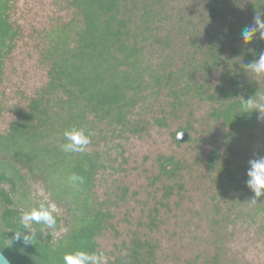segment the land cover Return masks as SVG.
<instances>
[{
	"label": "trees",
	"instance_id": "obj_1",
	"mask_svg": "<svg viewBox=\"0 0 264 264\" xmlns=\"http://www.w3.org/2000/svg\"><path fill=\"white\" fill-rule=\"evenodd\" d=\"M16 3L0 0L10 263L64 264L83 250L100 264H264V197L251 201L245 183L248 160L264 156V119L249 106L264 105V74L248 66L264 41L241 39L264 20V0ZM73 128L90 135L84 153L62 150ZM34 175L68 216L53 214L54 229L33 224L25 244L22 214L49 206L33 201Z\"/></svg>",
	"mask_w": 264,
	"mask_h": 264
},
{
	"label": "clouds",
	"instance_id": "obj_2",
	"mask_svg": "<svg viewBox=\"0 0 264 264\" xmlns=\"http://www.w3.org/2000/svg\"><path fill=\"white\" fill-rule=\"evenodd\" d=\"M258 34V37H257ZM254 38L264 41V20L255 17L254 23L246 26L241 32V39L244 44H250ZM250 70L257 74H264V52L259 53L258 59L248 64ZM249 106L258 108L260 113L258 119H264V105H255L249 100ZM65 140L62 150L65 152L84 153L86 147L90 144V135L86 134L83 129H71L64 132ZM179 138V137H178ZM246 186L254 194L250 200L257 202L264 197V156H254L248 160V168L246 169ZM70 180L75 183L79 181L83 183V177L73 174ZM57 209L52 206H45L42 202L37 208H33L30 212H25L21 216L23 229H27L28 233L20 231L15 233L16 240H23L25 244H29L37 237L36 229L32 228L33 224L43 225L48 229H54L56 226V218L53 213ZM32 244V243H31ZM64 264H100V257L95 253H89L83 250H77L72 253L65 254L63 257ZM0 264H8L7 258L0 255Z\"/></svg>",
	"mask_w": 264,
	"mask_h": 264
},
{
	"label": "rangeland",
	"instance_id": "obj_3",
	"mask_svg": "<svg viewBox=\"0 0 264 264\" xmlns=\"http://www.w3.org/2000/svg\"><path fill=\"white\" fill-rule=\"evenodd\" d=\"M48 1V0H47ZM31 2H28V6H30ZM16 6L18 9H25L26 7V0H17ZM51 8L48 7V10ZM34 10H38L37 8H34ZM19 16V13L17 12L16 16ZM19 21H22L21 19ZM4 187H7L4 185ZM30 189H31V196L33 198L34 202L37 201H48L49 205L54 206L57 209V212L53 213L54 215H57L59 217L65 218L68 216L66 205L61 202L57 203L55 200H53V197L51 193L46 189V183L42 180L41 177L34 175L30 180ZM31 211V209H30ZM29 211V212H30ZM67 230V224H65L64 220L60 222V227L53 232V236L55 238L61 237L65 231Z\"/></svg>",
	"mask_w": 264,
	"mask_h": 264
},
{
	"label": "water",
	"instance_id": "obj_4",
	"mask_svg": "<svg viewBox=\"0 0 264 264\" xmlns=\"http://www.w3.org/2000/svg\"><path fill=\"white\" fill-rule=\"evenodd\" d=\"M179 137V138H178ZM177 139L179 140V141H185L186 139H187V134H186V132H179L178 134H177ZM0 255H3L4 257H6L1 251H0ZM7 258V257H6ZM7 261H8V264H11L10 263V261L8 260V258H7Z\"/></svg>",
	"mask_w": 264,
	"mask_h": 264
}]
</instances>
